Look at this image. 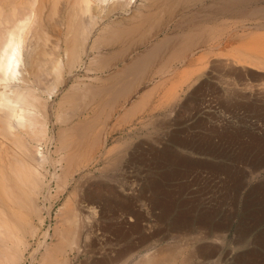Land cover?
Returning a JSON list of instances; mask_svg holds the SVG:
<instances>
[{"label": "bare ground", "instance_id": "1", "mask_svg": "<svg viewBox=\"0 0 264 264\" xmlns=\"http://www.w3.org/2000/svg\"><path fill=\"white\" fill-rule=\"evenodd\" d=\"M162 56L179 67L225 68L234 78L221 82L225 91L264 109V0H0V264L26 258L27 235L39 229L32 217L43 220L38 200L50 194L53 181L58 194L77 181L58 208L69 229V239L63 236L76 244L91 222L86 210L96 208L84 201L83 181L92 166L103 165L102 172L110 160L116 162V152L110 154L119 146H109L107 133L144 95L147 87L139 96L137 84L155 82L156 90V83L168 79L172 68L158 65L150 73ZM188 77L191 87L195 77ZM152 92L139 98L138 108ZM42 242L48 257L49 245ZM180 245L164 244L131 264H178L192 255ZM133 250H125L124 264Z\"/></svg>", "mask_w": 264, "mask_h": 264}, {"label": "rangeland", "instance_id": "2", "mask_svg": "<svg viewBox=\"0 0 264 264\" xmlns=\"http://www.w3.org/2000/svg\"><path fill=\"white\" fill-rule=\"evenodd\" d=\"M174 64L162 93L152 92L135 118L137 131L107 133L112 135L109 146H119L110 154L116 152L117 160H110L103 173V165L92 166L93 175L83 181L82 191L86 189L79 194L99 210H86L91 222L76 244L66 236L65 212L59 209L77 181L59 194L53 181L50 194L38 200L44 217H32L39 229L27 235L31 244L21 264H124L132 247L131 264L147 251L177 241L192 254L181 264H264V109L225 91L221 82L234 83L225 68ZM191 74L195 78L189 87ZM169 88L174 95L180 91L175 99ZM160 95L168 96L169 104L161 103ZM42 241L51 257L42 255Z\"/></svg>", "mask_w": 264, "mask_h": 264}, {"label": "crops", "instance_id": "3", "mask_svg": "<svg viewBox=\"0 0 264 264\" xmlns=\"http://www.w3.org/2000/svg\"><path fill=\"white\" fill-rule=\"evenodd\" d=\"M165 59H166V57H165V56H162V57H161L160 59H158L157 62H155L154 64H157V65H159L160 67H162V70H164V71H165V70H169V69L172 68V67H171L172 65H171L169 62H168V63L164 62ZM162 60H163V61H162ZM161 61H162V62H161ZM163 62H164V63H163ZM162 63H163V64H162ZM168 64H170V65H168ZM159 66H158V69H161ZM154 83H155V82H154ZM164 84H165V83H164ZM137 85H138V84H137ZM137 85H136V88H138V91L136 92V94H137L138 92H141V93H142V89H143L144 87H147L146 89H145V88L143 89V93H144V95L147 94V91H148V93H149L150 90H151V92H152V91H153V92H156V90H158L157 92L162 93V92H161V89H159V86H160V85L158 86L157 83L155 84V85H156L155 89L158 88V89H156V90H154V88L151 87V86H154V84L150 85V82H149V81H145L144 83H141L140 86H137ZM143 85H144V86H143ZM145 85H146V86H145ZM161 86H163V84H161ZM161 86H160V87H161ZM139 87H141V88H139ZM148 87H149L150 89H148ZM151 88H152V89H151ZM144 90H145V92H144ZM136 94H135V95H136ZM135 95L133 94V96H135ZM137 95L140 96V93H138ZM142 95H143V94H141V96H142ZM144 95H143V97H144ZM141 96H140V97H138V96L135 97V99H134V100H135V101H134V102H135L134 109H133V107L131 106V103H130L129 101H126L124 107L127 108V107H130V106H131L130 109L132 110V113H133V114H132V113H131V114H132L133 116H132L131 114H129V112H128V114L125 113L124 116H125L126 114H127L128 116L126 115V116L124 117V118H125V119H124V118H123V115H121V117H120V118L118 119V121H117V124H118V122H119L120 126H119V124H118V126L116 125V126H117V129H118V127H119V129L117 130V129L115 128V130H112V132H113V131H115V132H116V131H118V132H119V131H120V132H135V131H137V130L135 129V127L138 126L139 124H137V123L135 122V118H136V117H137V118L139 117V111L137 112V110H140V111L142 110V108H138V106L141 107V105H140V101H141L140 99H141ZM129 98H130V97H129ZM139 98H140V99H139ZM149 98H150V97L148 96V97L146 98V100H145V101H146V102H145L146 104L144 105L145 108H146V105L149 103V100H150ZM124 99H125V98H124ZM139 100H140V101H139ZM126 104H127V105H126ZM142 104H143V103H142ZM144 107H143V108H144ZM126 108H124V109H126ZM137 108H138V109H137ZM130 109H128V110L130 111ZM123 111H124V110H123ZM133 111H135V112H133ZM129 115H130V116H129ZM126 117H127V118H126ZM128 117H129V118H128ZM121 120L123 121L124 124H123V123L121 124V122H122ZM108 124H109L110 128H112V127H111V126H112V123L110 122V123H108ZM116 126H113V128L116 127ZM138 131H139V130H138ZM109 132L112 133L110 130H109Z\"/></svg>", "mask_w": 264, "mask_h": 264}]
</instances>
